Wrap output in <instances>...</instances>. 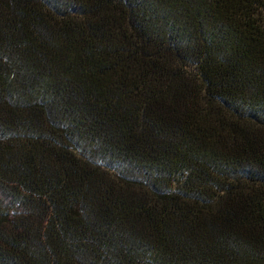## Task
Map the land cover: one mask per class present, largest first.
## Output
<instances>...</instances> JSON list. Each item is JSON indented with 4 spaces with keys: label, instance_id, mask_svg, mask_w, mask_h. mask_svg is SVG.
<instances>
[{
    "label": "trees",
    "instance_id": "obj_1",
    "mask_svg": "<svg viewBox=\"0 0 264 264\" xmlns=\"http://www.w3.org/2000/svg\"><path fill=\"white\" fill-rule=\"evenodd\" d=\"M0 264H264V0H0Z\"/></svg>",
    "mask_w": 264,
    "mask_h": 264
}]
</instances>
